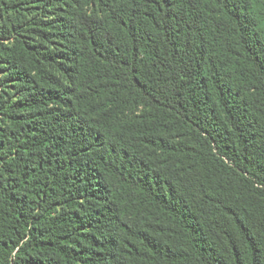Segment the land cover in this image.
I'll return each mask as SVG.
<instances>
[{"label":"trees","instance_id":"trees-1","mask_svg":"<svg viewBox=\"0 0 264 264\" xmlns=\"http://www.w3.org/2000/svg\"><path fill=\"white\" fill-rule=\"evenodd\" d=\"M0 264H264V0H0Z\"/></svg>","mask_w":264,"mask_h":264}]
</instances>
